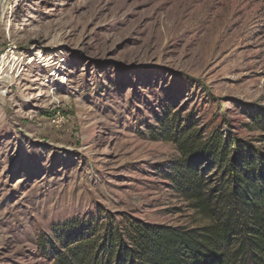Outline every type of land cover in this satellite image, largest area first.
I'll use <instances>...</instances> for the list:
<instances>
[{
    "label": "rangeland",
    "instance_id": "rangeland-1",
    "mask_svg": "<svg viewBox=\"0 0 264 264\" xmlns=\"http://www.w3.org/2000/svg\"><path fill=\"white\" fill-rule=\"evenodd\" d=\"M10 49L27 67L0 81V264H54L38 239L99 213L207 226L158 117L264 150V0H3Z\"/></svg>",
    "mask_w": 264,
    "mask_h": 264
},
{
    "label": "trees",
    "instance_id": "trees-1",
    "mask_svg": "<svg viewBox=\"0 0 264 264\" xmlns=\"http://www.w3.org/2000/svg\"><path fill=\"white\" fill-rule=\"evenodd\" d=\"M249 125L264 147V115ZM147 134L176 147L173 189L209 224L183 229L99 213L40 237L37 248L54 264H264V150L219 131L203 135L176 113Z\"/></svg>",
    "mask_w": 264,
    "mask_h": 264
},
{
    "label": "built area",
    "instance_id": "built-area-1",
    "mask_svg": "<svg viewBox=\"0 0 264 264\" xmlns=\"http://www.w3.org/2000/svg\"><path fill=\"white\" fill-rule=\"evenodd\" d=\"M9 51L10 52H9V54H7V57H6V55H2L0 57V77H2V78H0V81H6L7 79H9L10 75H12L15 72V69H14L15 66L17 64L19 65V64L22 63L21 57H19V54H17L16 52H14L15 50L12 51L10 49ZM11 57H13L14 60H12V62L10 64H14V68L12 70H7L8 67H9V66L7 67V64L11 60ZM16 59H18V60L16 61ZM3 66H4V68H2ZM6 70H7V72H6ZM16 72H17V70H16Z\"/></svg>",
    "mask_w": 264,
    "mask_h": 264
},
{
    "label": "bare ground",
    "instance_id": "bare-ground-1",
    "mask_svg": "<svg viewBox=\"0 0 264 264\" xmlns=\"http://www.w3.org/2000/svg\"><path fill=\"white\" fill-rule=\"evenodd\" d=\"M16 56V55H15ZM24 58V57H23ZM34 59V58H33ZM33 59H30L29 61H31V60H33ZM47 60L49 59V57H47L46 58ZM46 59H43V61H47ZM12 60H14V58L13 57H11V60L8 62V64H7V67H8V69L7 70H12L13 68H14V64H10L11 62H12ZM18 59H16V61H17ZM27 67V64L24 62V60H23V62L21 63V64H17L16 66H15V72H16V70H17V72L13 75H10V77H9V79L11 78V79H15V78H17L18 77V75H19V73H21L25 68ZM2 68H4V66L2 67ZM7 70H6V72H7ZM0 78H2V77H0ZM36 80H37V78H35ZM26 88V86L24 85V88L23 89H25Z\"/></svg>",
    "mask_w": 264,
    "mask_h": 264
},
{
    "label": "water",
    "instance_id": "water-1",
    "mask_svg": "<svg viewBox=\"0 0 264 264\" xmlns=\"http://www.w3.org/2000/svg\"><path fill=\"white\" fill-rule=\"evenodd\" d=\"M3 0H0V13H1V6H2Z\"/></svg>",
    "mask_w": 264,
    "mask_h": 264
}]
</instances>
